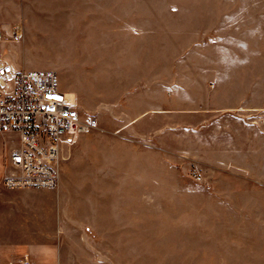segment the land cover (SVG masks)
Instances as JSON below:
<instances>
[{"label": "rangeland", "instance_id": "rangeland-1", "mask_svg": "<svg viewBox=\"0 0 264 264\" xmlns=\"http://www.w3.org/2000/svg\"><path fill=\"white\" fill-rule=\"evenodd\" d=\"M16 1L0 0L5 28L23 26L26 1ZM224 2L46 0L36 5L39 14L46 6V23L39 20L46 39L32 36L37 26L29 28L37 43L26 51V68L56 71L70 101L77 96L98 119L90 132H133L136 143H145L128 147L125 169L115 171L112 207L96 203L91 187L87 208V188H71L69 225L77 227L76 219L90 222L83 213L103 205L91 219L99 234L90 223L78 225L99 247L96 263L79 252L84 264H264V158L259 171L235 169L227 156L197 150L199 137L201 145L192 148L195 140L187 132V110L210 93L203 87L204 40L218 33ZM23 30L21 47L31 45L25 24ZM16 58L24 65L22 53ZM195 121L202 125V115ZM9 138L0 135V174L13 146ZM65 155L71 156L69 149ZM240 159L237 165L251 168L252 161ZM55 210V196L46 192V211Z\"/></svg>", "mask_w": 264, "mask_h": 264}, {"label": "crops", "instance_id": "crops-1", "mask_svg": "<svg viewBox=\"0 0 264 264\" xmlns=\"http://www.w3.org/2000/svg\"><path fill=\"white\" fill-rule=\"evenodd\" d=\"M25 1L23 26L25 24L31 45L12 46L11 58L18 61L16 57L22 53L23 66L26 68V51L37 43L32 40L29 28L37 26L39 29H34L32 36L46 39V33L39 27V20H46V0ZM258 1L225 0L220 5L217 14L218 33L209 34L208 39L204 40L203 87L204 92L208 89L210 93L207 100L206 94L202 102L194 100L192 109L190 107L187 110L190 118L187 132L192 134L194 140L199 137L202 142L201 145L199 140H195L192 148L201 145L197 150L203 148L206 151L208 148L216 158L225 155L232 159L231 165L235 169L251 171L262 169L259 165L264 158V1ZM12 3L18 2L12 0ZM40 3L45 4V7L41 9L43 13L39 14L36 5ZM0 26L6 31L12 28ZM199 115L203 118L202 125H196L195 120ZM207 128L210 129L209 133ZM121 131L111 133L98 130L83 134L78 144L69 149L71 156L64 154L57 189L9 190L1 184L2 171L0 264H24L26 261L30 264H84L79 252H83L92 263L98 261V245L91 241L86 231L82 233L78 230V225L82 222L81 226L85 227L86 223H90L92 231L99 234L91 224V219L99 217L103 205L94 207L91 213L85 211L83 218L90 219V222L76 219L74 223L77 227H74L68 222L72 221L67 209L68 197L72 196L71 188L86 187L84 203H87L85 207L90 208L92 203L88 195L92 187L97 190L96 203L113 206L115 171L125 169V163L122 162L123 157L131 154L127 151L128 147L137 143L136 146L145 147V143H136L135 139L139 136H132L133 132L125 136ZM90 150L94 153L88 158ZM192 156L195 157L194 149ZM238 159L245 163L252 161L251 168L237 165ZM46 192L55 196V212L46 211ZM78 205L82 206L80 203ZM74 228V232H67Z\"/></svg>", "mask_w": 264, "mask_h": 264}, {"label": "built area", "instance_id": "built-area-1", "mask_svg": "<svg viewBox=\"0 0 264 264\" xmlns=\"http://www.w3.org/2000/svg\"><path fill=\"white\" fill-rule=\"evenodd\" d=\"M22 42L21 25L8 32L0 26V135L9 134L13 145L4 156L1 184L9 190L56 189L65 152L98 128V119L77 96L70 101L56 71L27 69L11 58V47Z\"/></svg>", "mask_w": 264, "mask_h": 264}]
</instances>
